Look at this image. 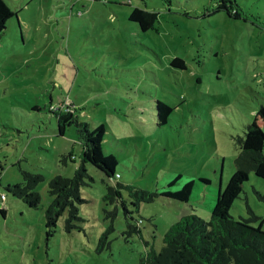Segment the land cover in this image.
I'll list each match as a JSON object with an SVG mask.
<instances>
[{"label":"rangeland","instance_id":"1","mask_svg":"<svg viewBox=\"0 0 264 264\" xmlns=\"http://www.w3.org/2000/svg\"><path fill=\"white\" fill-rule=\"evenodd\" d=\"M4 1L17 14L0 33V264H143L151 246H164L172 224L189 214L209 219L219 190L238 188L230 185L240 153L233 137L254 121L264 132L257 117L264 103V0H234L238 18L216 11L218 0ZM135 8L156 12L155 27L144 31L131 21ZM174 58L186 68H174ZM158 101L173 108L166 122ZM51 104L73 106L92 129L104 125L102 148L116 157L120 178L87 164L94 181L81 188L82 220L68 233L66 211L46 240L49 181L72 177L83 150L75 125L59 134ZM23 171L44 176L37 209L5 190L22 181ZM116 182L158 192L189 182L193 188L188 202L159 196L143 203L135 213L142 237L126 240L119 205L110 247L97 251L108 226L104 210L114 208L104 200L107 184ZM243 187L229 214L248 218V204L262 228L264 178L250 173Z\"/></svg>","mask_w":264,"mask_h":264},{"label":"trees","instance_id":"2","mask_svg":"<svg viewBox=\"0 0 264 264\" xmlns=\"http://www.w3.org/2000/svg\"><path fill=\"white\" fill-rule=\"evenodd\" d=\"M234 0H218L217 10H225L231 17L238 18L239 11L233 6ZM17 12L12 11L4 0H0V33L6 29V24ZM158 14L139 8H135L130 15V20L138 22L144 31L155 27ZM174 68L185 69V62L180 58H174L171 62ZM50 112L57 116L59 134L63 135L67 126L75 125L83 146L81 164L76 168L72 177L57 175L49 181L48 192L52 196V202L45 211L46 240L55 236L59 218L67 211L65 230L70 233L77 228V221H81L78 205L83 203L81 188L90 185L94 181L90 175L87 164L101 171L107 179L120 178L116 173L118 165L113 154L103 151L102 143L105 136L103 124L91 128L89 123L79 120L76 109L69 105L49 107ZM158 118L166 122L173 108L164 102H157ZM264 119V103H260L259 115ZM161 124V123H159ZM240 153L235 159V172L230 180V185L238 188L222 193L219 190L215 209L209 219H204L196 214L181 217L167 230L164 235V246L156 251L151 246L142 258L143 264H264V231L254 226L262 220L247 204L248 218L235 219L229 214L234 195L239 190V184L250 173L264 177V132L257 124L251 122L246 126L242 135L233 137ZM69 159L76 160L69 155ZM65 162V157L63 158ZM21 182L9 184L5 187L7 193L21 200L28 208L37 209L41 198L36 188L44 179L42 174L23 171ZM119 175V177H117ZM206 183L210 180L202 179ZM193 188V182L187 183L177 191L166 190L163 192L150 191L131 184L116 182L107 184L104 200L114 205L112 209H105V219L108 226L98 240L97 251L110 247L111 234L115 231L116 220L119 216L118 206H122L126 229L122 232L126 240L134 235L142 237L140 224L142 218L136 219L135 213H139L143 203L149 204L159 196H164L180 202H188ZM242 193V191L239 193ZM126 197H125V195ZM2 195L5 196L2 199ZM1 195L2 202L7 199ZM0 212L5 214L4 207ZM146 245L149 243L146 241Z\"/></svg>","mask_w":264,"mask_h":264},{"label":"crops","instance_id":"3","mask_svg":"<svg viewBox=\"0 0 264 264\" xmlns=\"http://www.w3.org/2000/svg\"><path fill=\"white\" fill-rule=\"evenodd\" d=\"M263 170H264V165H263ZM256 175H257V174H256ZM263 178H264V177H263ZM243 185H244V181L241 182V183L239 184V190L236 192V194L238 193V195H234V198H233V200H232V204L234 203V201H235L236 198H239V193H240L241 191H243V189H244ZM263 224H264V223L262 222V223H261L262 228L258 227V228L261 229L262 231H263Z\"/></svg>","mask_w":264,"mask_h":264},{"label":"built area","instance_id":"4","mask_svg":"<svg viewBox=\"0 0 264 264\" xmlns=\"http://www.w3.org/2000/svg\"><path fill=\"white\" fill-rule=\"evenodd\" d=\"M117 177H119V175H117ZM5 198V196L4 195H2V199H4Z\"/></svg>","mask_w":264,"mask_h":264}]
</instances>
